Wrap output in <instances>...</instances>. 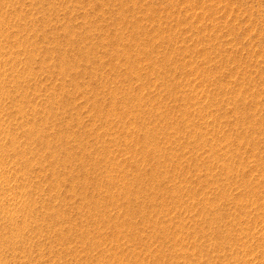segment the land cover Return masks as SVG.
Listing matches in <instances>:
<instances>
[{
	"label": "rangeland",
	"instance_id": "1",
	"mask_svg": "<svg viewBox=\"0 0 264 264\" xmlns=\"http://www.w3.org/2000/svg\"><path fill=\"white\" fill-rule=\"evenodd\" d=\"M0 264H264V0H0Z\"/></svg>",
	"mask_w": 264,
	"mask_h": 264
}]
</instances>
